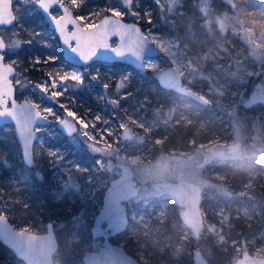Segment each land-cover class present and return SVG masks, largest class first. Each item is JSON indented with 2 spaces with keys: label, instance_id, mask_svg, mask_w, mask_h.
Instances as JSON below:
<instances>
[{
  "label": "rangeland",
  "instance_id": "obj_1",
  "mask_svg": "<svg viewBox=\"0 0 264 264\" xmlns=\"http://www.w3.org/2000/svg\"><path fill=\"white\" fill-rule=\"evenodd\" d=\"M37 1L13 0L16 22L0 27L6 46L20 42L19 48L4 50V62L16 68L12 81L17 100L38 104L50 121L36 128L34 147L39 162L35 173L43 176L42 181L36 179L41 183L36 193L42 196L36 207L42 205L41 213L49 220L40 231L28 225L19 229L43 233L51 222L59 243L53 264H83L74 256L103 246V237L93 239L90 229L110 181L127 165L139 190L123 203L129 227L116 236L108 232L110 242L144 264H192L195 248L210 264H233L244 250L263 256L264 173L259 177L254 164L264 158V104H245L253 91L264 95V1L235 0L231 8L221 0H102L104 7L92 3L95 0H61L78 12L85 27L114 11L137 23L145 17L142 29L151 42L157 38L152 43L158 56L146 59L143 69L122 62L95 61L83 68L65 62ZM52 55L59 59H50ZM169 66L179 70L184 85L204 103L158 85L154 73ZM30 67L40 72L36 81L26 77ZM74 69L83 71V84L60 81ZM54 81L57 88L52 87ZM121 83L124 87H118ZM53 91L62 94L53 97ZM69 111L74 116H68ZM63 118L76 124L73 135L58 128ZM176 127L179 145L165 148V139ZM125 129L129 138L123 137ZM0 142H17L13 124L0 126ZM54 149L57 155L49 156ZM26 179L22 175L6 181L16 185ZM178 181L194 183L202 191L204 226L198 237L179 216L182 208L173 194ZM66 182L78 185L79 191L66 192ZM7 208L0 201V213L7 215ZM230 210L247 224V234L236 239ZM8 258H13L10 253Z\"/></svg>",
  "mask_w": 264,
  "mask_h": 264
},
{
  "label": "water",
  "instance_id": "obj_2",
  "mask_svg": "<svg viewBox=\"0 0 264 264\" xmlns=\"http://www.w3.org/2000/svg\"><path fill=\"white\" fill-rule=\"evenodd\" d=\"M221 1L231 8H234L236 6L235 0ZM4 3H7L9 5L12 15L15 16L12 7V0H0V5H3ZM37 5L38 9L43 14L45 20L57 35L65 62L73 66H81L82 63L79 61L78 57H76L75 54L70 53V50L66 49L61 39L60 33L56 31L55 27V22L60 20L61 17L65 15L64 9H67V7L62 4L61 0H57L53 7L49 9V12L51 9L58 7L61 11V16L58 18H54L52 15L49 16L48 14H45L43 10L39 8V0ZM68 12L71 14V18L73 21H75V24H68L66 26L67 33H72L76 31L77 28L82 31L89 30V28L83 26L69 10ZM106 19L111 21H116L117 19H119L120 23H123L125 25H134L135 27L139 28L141 35L146 36L144 30L142 29V26L139 23L133 21H126L122 17L117 18L113 14H108L104 16L100 21L94 24V26H96V29H98L102 25L103 21ZM14 23L15 20L11 24L0 25V27H10L14 25ZM69 26L72 27L71 30L68 29ZM94 30L95 29H93V31ZM114 38L117 41L116 44L112 46L111 40ZM0 40H2L5 44V41L1 36ZM70 43L75 46V41H71ZM108 44L112 48L120 47V37L115 35L109 37ZM146 49L147 50L143 53V59L141 61H136L131 55H125L124 57H116L115 54L110 51H101L95 58H93V60L89 62V64L95 61L110 63L122 62L135 69H143L144 66L141 67V64L144 65V61L146 59H152L158 56V49L156 48V46H154L150 39L148 45L146 46ZM7 66L12 67L13 70L11 73H7L4 70ZM15 73V67L5 63L3 59V62L0 63V76H7V80L8 82H10L11 86V96L8 99L7 104L0 105V111H3L5 107L11 110L13 100L15 101L17 106L28 102L26 100H22L19 102L15 98V86L11 79V76ZM154 77L156 78L158 85L162 89L167 91H173L176 94H180L182 96H186L190 99L204 103V99L198 93L184 85L182 75L176 67L169 66L159 72L154 73ZM6 86L7 85H5L2 80H0V87ZM256 102L264 103V96L253 95L251 100L246 104V106H250ZM8 104L10 105L8 106ZM36 111L40 110L37 108ZM41 116L46 117L42 113ZM61 121H67L77 131L76 124L73 121L63 118L57 124L58 128L62 131L63 134L71 136L75 132L69 135L67 133V129L64 127L63 123H61ZM49 122V119L46 117V120L39 119L32 125V139L30 144L26 148L24 139L21 137L16 122L12 121L10 117H0V126L8 124L14 125L16 141L20 149L21 157L25 165H27L28 167H32L35 164L34 147L38 139L36 128L39 126L48 125ZM123 137H130L128 129L124 130ZM26 150L30 151L31 153L33 161L31 165H28L25 160L24 154ZM138 190L139 188L133 177L132 168L127 165H122L121 174L115 179L111 180L108 188L105 190V195L102 199L101 208L95 216L90 229L91 236L93 239H97L100 237L104 238L103 246L97 252H89L83 255V264H144L139 261L135 256L128 253L123 246L110 242L107 234L108 232H110L111 236H116L118 234L123 233L129 227V219L126 208L123 203L131 197L136 196ZM173 194L179 207L182 208L179 212L180 218L182 219L184 224L191 229L195 237L199 236L204 226V216L201 209L203 201L201 189L194 183H190L187 181H178L174 184ZM106 208L107 218L101 224L97 225V218L101 215V213L105 211ZM0 229L3 230V236H0V243L6 248H8L10 251H12L13 254L24 264H53L52 257L53 254L56 253V251L58 250L59 243L53 229V224L51 222H47L46 231L43 233L23 231L15 228L14 225L10 222V220L5 215L0 213ZM192 264L210 263L203 255V253L199 249L195 248L192 251ZM233 264H264V256L251 255L249 252L244 251Z\"/></svg>",
  "mask_w": 264,
  "mask_h": 264
},
{
  "label": "snow or ice",
  "instance_id": "obj_3",
  "mask_svg": "<svg viewBox=\"0 0 264 264\" xmlns=\"http://www.w3.org/2000/svg\"><path fill=\"white\" fill-rule=\"evenodd\" d=\"M57 2V0H39V8L43 10L45 14L51 16L49 9L53 7V5ZM75 3V0H73ZM65 15L61 17L60 20L55 22L56 31L60 33L63 44L66 49L70 50V53L75 54L78 57L79 61L82 63V68L87 66L93 58H95L99 52L101 51H110L115 54L116 57H124L125 55H131L136 61H141L143 59V53L147 50L146 46L149 43V38L141 35L139 28L134 25H125L119 22V19L116 21L104 20L102 25L96 29V26L89 25L88 31H82L77 28L76 31L72 33H67L66 26L68 24H75V21L72 20L71 14L68 12V9H64ZM136 15L135 12L132 13ZM113 15L117 18L121 17L122 13L120 11H114ZM17 18L12 15L10 11L9 5L4 3L0 5V25L11 24ZM54 19V18H53ZM151 22V21H149ZM93 29H95L93 31ZM119 36L121 40V46L117 48H112L108 44V39L111 36ZM152 42L157 41L156 37H152ZM75 41V46H73L70 42ZM135 46V47H134ZM6 47H20V42L16 41L13 45L6 46L2 40H0V63L3 62L4 59V50ZM50 59L55 60L59 59L55 55L50 56ZM40 60L37 58L35 63H39ZM47 62V61H45ZM144 65L141 64V67ZM7 73L12 72V67L7 66L4 69ZM60 81L63 82L65 80L71 79L76 81L77 84H83L84 81V73L81 69H74L71 72H65L64 75L59 77ZM96 79V77H93ZM0 80L4 82L6 87H0V105H5L8 102V99L11 96V86L10 82L7 80V76H0ZM108 85H104L107 88ZM37 88L41 92H47V87L37 84ZM53 88H57L58 85L55 81L52 84ZM66 87V86H65ZM118 87H124L123 83L119 84ZM62 93L60 91H53V97H59ZM255 99V98H254ZM113 104L116 103L115 100L112 101ZM39 107L36 103L26 102L25 104L17 106L15 101H12V109L4 108L3 111H0V117H10L12 121H15L17 127L20 131L21 137L24 139L26 148L30 144L32 139V125L39 119L46 120V117L41 116L40 111H36ZM48 114H53L52 109L46 108L44 109ZM67 115L72 117L74 113L69 111ZM99 119V118H98ZM64 127L67 129V133L71 135L76 132V129L67 121H61ZM84 136L87 137L89 141H93L94 137L88 132L83 133ZM89 148H93L92 144H88ZM97 150V149H94ZM98 151V150H97ZM25 160L28 165L33 163L32 156L30 151H25ZM49 156H56L57 151L54 149L49 151ZM35 179L42 181L43 176L40 173H36ZM71 188H76L79 191V186L71 184L70 182H66L64 184V189L67 192ZM57 196L63 195L61 192L56 193ZM107 218V208L101 215L97 218V225L101 224ZM0 236H3V230L0 229Z\"/></svg>",
  "mask_w": 264,
  "mask_h": 264
},
{
  "label": "trees",
  "instance_id": "obj_4",
  "mask_svg": "<svg viewBox=\"0 0 264 264\" xmlns=\"http://www.w3.org/2000/svg\"><path fill=\"white\" fill-rule=\"evenodd\" d=\"M92 3L98 4L101 7L105 6L102 0H95ZM143 18L142 21L138 22L144 29L143 26L146 24V20L145 17ZM26 77L28 80L36 81L37 77L41 76L40 72L34 67H30L26 69ZM172 131L173 132H170L165 139V148H174L179 145L180 138H178V135L180 133V128L176 127ZM183 147L186 146L183 145ZM38 164L39 162L35 158L34 166L28 167L25 165L17 142L14 143V145L12 144V146H6V144L0 142V201L7 204V215L5 216L10 220L14 227L18 229L19 227L28 225L29 230L40 231L43 229V225L46 221L49 220V218L44 216V213H41L43 206L37 205L36 207V200H39L38 198L42 197L36 193L37 187H40L41 185L40 182L36 181L34 175L36 174L35 171ZM254 167L258 172V176L261 177L264 173V158L258 159L256 164H254ZM22 175L27 176L26 181L13 185L12 182L18 180ZM8 178H10L12 182H7L6 180ZM224 202L226 203V201ZM230 213L231 217L229 223L232 224L231 229L234 231L233 238L236 239L247 234L248 230L245 220L241 216L234 217V210H230ZM239 231L242 233L241 235L237 233ZM126 251L135 256L133 252L129 250ZM8 253H10L13 258H8ZM14 259L16 258H14L12 251L0 243V264H16ZM81 260L82 254L77 253L74 256V261L80 262ZM18 261L22 263L21 260L18 259Z\"/></svg>",
  "mask_w": 264,
  "mask_h": 264
},
{
  "label": "flooded vegetation",
  "instance_id": "obj_5",
  "mask_svg": "<svg viewBox=\"0 0 264 264\" xmlns=\"http://www.w3.org/2000/svg\"><path fill=\"white\" fill-rule=\"evenodd\" d=\"M37 3H38V1H37ZM62 4H63V3H62ZM37 6H38V5H37ZM65 6H66V5H65ZM12 7H13V0H12ZM66 7H67V6H66ZM67 9H68V7H67ZM68 10H69V9H68ZM13 11H14V9H13ZM69 11H70V10H69ZM40 12H41V11H40ZM50 12H51V15H52L54 18H58V17L61 16V11H60V9H59L58 7H55V8H53V9H51ZM54 12H57V15H54ZM70 12H71V13L77 18L76 15L78 14V12H76V11H73V12L70 11ZM81 12L83 13V9H82ZM14 14H15V12H14ZM42 15H43V14H42ZM15 17H16V15H15ZM43 17H44V16H43ZM44 19H45V18H44ZM77 19H78V18H77ZM123 19H125L126 21H129L127 17H124ZM78 21L80 22L79 19H78ZM15 22H16V20H15ZM46 22H47V21H46ZM12 26H13V25H12ZM68 29L71 30L72 27L69 26ZM5 44H6V43H5ZM62 56H63V55H62ZM63 59H64V58H63ZM64 61H65V60H64ZM7 64H8V63H7ZM10 65H11V64H10ZM12 66H13V65H12ZM15 69H16V68H15ZM14 75H15V74H14ZM12 76H13V75H12ZM12 76H11V79H12ZM12 82H13V81H12ZM14 86H15V85H14ZM169 92H173V91H169ZM173 93H174V92H173ZM253 95L264 96L263 94H260V92L253 91V93H252V94L250 95V97H249V101L251 100V98H252ZM185 97H186V96H185ZM15 98H16V87H15ZM187 98H188V97H187ZM188 99H190V98H188ZM16 100H17V98H16ZM190 100L195 101V102H200V101L193 100V99H190ZM17 101H18V100H17ZM20 101H22V100H20ZM20 101H19V102H20ZM249 101H248V102H249ZM248 102H247V103H248ZM200 103H201V102H200ZM247 103H246V104H247ZM246 104H245V107H246V108H250V107H252V106H256V105H258V104H264V103H263V102H256V103H253V104L250 105V106H246ZM9 105H10V104H8V106H9ZM4 126H5V125H4ZM202 202H203V201H202ZM197 237H198V236H197ZM103 239H104V238H103ZM244 251H247V250H244ZM244 251H243V252H244ZM243 252H242V253H243ZM247 252H249V251H247ZM242 253H241V254H242ZM249 253H250V252H249ZM131 255H132V254H131ZM251 255H252V254H251ZM240 256H241V255H240ZM240 256H239V257H240ZM263 256H264V255H263ZM239 257H238V258H239ZM238 258H236V260H237ZM236 260H235V261H236ZM235 261H234V262H235ZM234 262H233V263H234Z\"/></svg>",
  "mask_w": 264,
  "mask_h": 264
}]
</instances>
